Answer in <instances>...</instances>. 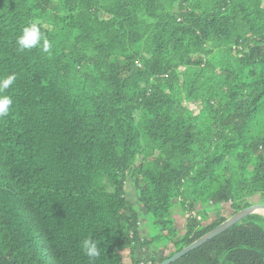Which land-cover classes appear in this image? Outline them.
<instances>
[{
	"label": "trees",
	"instance_id": "16d2710c",
	"mask_svg": "<svg viewBox=\"0 0 264 264\" xmlns=\"http://www.w3.org/2000/svg\"><path fill=\"white\" fill-rule=\"evenodd\" d=\"M32 22L49 53L19 48ZM11 74L0 264H142L138 249L173 246L144 261L160 264L229 219L206 207L264 204V0H0ZM171 264H264V215Z\"/></svg>",
	"mask_w": 264,
	"mask_h": 264
},
{
	"label": "clouds",
	"instance_id": "9594fccd",
	"mask_svg": "<svg viewBox=\"0 0 264 264\" xmlns=\"http://www.w3.org/2000/svg\"><path fill=\"white\" fill-rule=\"evenodd\" d=\"M17 44L21 50L32 49L39 46L41 50L46 53H49L51 48L50 42L40 31L35 22L29 23L22 29V34L17 38ZM15 80L16 77L14 74L8 75L0 80V119L8 116L10 107L13 104L12 98L3 93L14 84ZM81 250L90 261L97 260L101 255L97 241L91 237L83 239L81 242Z\"/></svg>",
	"mask_w": 264,
	"mask_h": 264
},
{
	"label": "rangeland",
	"instance_id": "374dc122",
	"mask_svg": "<svg viewBox=\"0 0 264 264\" xmlns=\"http://www.w3.org/2000/svg\"><path fill=\"white\" fill-rule=\"evenodd\" d=\"M127 195H128V199L132 203H134V204L137 203L136 187H135L133 182H130L127 184ZM255 201H261V199H259V197H258ZM206 208L208 209V215L210 216L211 221L220 218L222 215L225 216L226 218L232 217V211L230 209L229 204L224 205L223 210L221 212L215 211L216 208H213V207H211V208L206 207ZM173 210L176 211V212H174V214H176V218H177L176 227L182 236L186 233L188 216H186L185 218L181 217L182 209L180 206H174ZM260 215H264V214L260 213ZM141 224H142V222H141ZM146 225H147V223L145 224V227H146ZM142 226L144 227V225H142ZM147 227H149V225ZM142 231L147 232V229L142 228ZM177 236H179V234ZM179 240H180V238H179ZM172 250H173V246L169 245L168 250H166V252L161 248V249H159V251L156 254H152V251H147V249H143V250L138 249L137 251H138L139 258H141L142 264H148V263H145L144 261H147L151 255H157V262H159L164 257V255H168L170 252H172ZM124 255H125V257H124L122 264H132V260L129 256L130 255L129 251L125 252Z\"/></svg>",
	"mask_w": 264,
	"mask_h": 264
},
{
	"label": "water",
	"instance_id": "95a60500",
	"mask_svg": "<svg viewBox=\"0 0 264 264\" xmlns=\"http://www.w3.org/2000/svg\"><path fill=\"white\" fill-rule=\"evenodd\" d=\"M262 211H264V204H254L253 206L241 211L240 213L232 216L230 219H228L225 223H223L221 226L217 227L216 229H213L208 234L203 236L200 240L195 242L189 247H186L181 252L174 254L169 259L161 262L160 264H171L173 262L178 261L179 259L183 258L187 254L191 253L192 251L200 248L202 245L207 243L213 238H216L229 230L231 227L235 226L236 224L240 223L245 218L254 215V214H260Z\"/></svg>",
	"mask_w": 264,
	"mask_h": 264
},
{
	"label": "bare ground",
	"instance_id": "6f19581e",
	"mask_svg": "<svg viewBox=\"0 0 264 264\" xmlns=\"http://www.w3.org/2000/svg\"><path fill=\"white\" fill-rule=\"evenodd\" d=\"M261 213L264 214V211H262Z\"/></svg>",
	"mask_w": 264,
	"mask_h": 264
}]
</instances>
